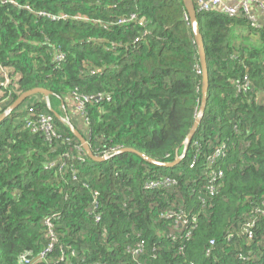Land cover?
Here are the masks:
<instances>
[{
    "label": "trees",
    "instance_id": "trees-1",
    "mask_svg": "<svg viewBox=\"0 0 264 264\" xmlns=\"http://www.w3.org/2000/svg\"><path fill=\"white\" fill-rule=\"evenodd\" d=\"M197 22L205 112L181 162L157 167L116 153L171 163L183 152L202 74L182 0H0V115L26 91L51 92L0 122V264H264V217L251 241L242 233L264 204V27L219 12ZM39 116L53 120L48 138L27 126ZM69 125L107 160L92 162ZM167 212L196 216L188 241Z\"/></svg>",
    "mask_w": 264,
    "mask_h": 264
},
{
    "label": "built area",
    "instance_id": "built-area-1",
    "mask_svg": "<svg viewBox=\"0 0 264 264\" xmlns=\"http://www.w3.org/2000/svg\"><path fill=\"white\" fill-rule=\"evenodd\" d=\"M194 5L197 14L211 13V12H219L224 16L229 18L242 17L249 24L250 28L253 30H261L264 27V2L262 0H239L236 5L229 6L223 0H194ZM134 17H131L133 19ZM51 21H55L54 18H49ZM48 20V19H47ZM143 21L141 20V23ZM138 41V40H137ZM136 41V42H137ZM237 59V57H235ZM239 60V59H238ZM237 60V61H238ZM56 61H60V57H57ZM248 78L245 76L242 81H237V86L240 91H246L248 88ZM5 86V82L3 83ZM1 83V86H3ZM83 110V100H77L75 111L81 113ZM28 128L34 132H41L43 135L48 138L53 133V120L51 117H42L39 116L35 124H28ZM225 150V146H221L218 148L214 154L209 158V162H216L221 156H223V152ZM216 172H213L211 175V180L209 184L213 183V180L216 178ZM172 183L170 178L166 179H157L151 180L146 183L145 190L146 191H159L160 189H164L168 187ZM209 194L212 196L214 194V188L209 187ZM204 203V201H201ZM260 217H264V204L261 207H257L251 216L249 222H246L242 227V233L246 236L248 241H251L254 236V229L256 227L257 221ZM161 218L165 220H173L175 225L178 227H182L184 229V235L180 238L182 242H186L190 239L191 231L196 226V216L192 218H188L181 212H167L165 215H162ZM95 221L98 222V216H96ZM48 227H50L47 224ZM232 238L231 235L227 236V239ZM173 241H176V237L171 238ZM214 245V241L210 242V247ZM51 246H49L50 250ZM184 246L180 244L178 248L179 251H182ZM49 250H47L46 254ZM210 254V250L207 251V255ZM239 259L246 261L248 258L246 256H239ZM20 264H28V262L21 257Z\"/></svg>",
    "mask_w": 264,
    "mask_h": 264
},
{
    "label": "water",
    "instance_id": "water-1",
    "mask_svg": "<svg viewBox=\"0 0 264 264\" xmlns=\"http://www.w3.org/2000/svg\"><path fill=\"white\" fill-rule=\"evenodd\" d=\"M182 2L184 4V7H185V10L187 13V17L189 20V24H190V27L192 30V34L194 37V41H195V44H196V47L198 50L199 65H200V70H201V74H202V88H201L202 97H201L200 107H199V111L197 113L196 119L193 123L192 129L185 139L184 149H183L182 155L171 163H159V162L151 160V159L145 157L144 155L139 154L133 150L125 149V150H122V151L116 153V154L124 153V152L134 153L137 156H139L142 160H144L145 162H148V163H150L154 166H157V167H166V168L174 167V166L178 165L181 162V160L185 157V154L187 152V147L190 144L195 132L199 128V125L201 123L202 117H203L204 112H205L206 103H207V95H208V87H209L208 71H207L204 43H203L202 36L200 35L198 22H197V12H196L193 0H182ZM38 94H41V95H43V97L48 99V96L51 95V92L48 90H45V89L35 88V89H31L29 91L22 93L14 101V103L7 109V111H5L2 115H0V122L2 120L6 119L11 114V112L13 110H15L19 105H21L26 99L33 97L35 95H38ZM54 115H55V117L60 119L59 115H57L56 113ZM63 121H65V120L63 119ZM69 130L71 131V133L74 135V137L79 142V144H80L82 150L84 151V153L86 154V156L92 162L101 163V162H104L107 160L106 157L94 156L91 153V150H90L89 145L86 142V140L80 135L79 132H77L73 128V126L69 125Z\"/></svg>",
    "mask_w": 264,
    "mask_h": 264
},
{
    "label": "crops",
    "instance_id": "crops-1",
    "mask_svg": "<svg viewBox=\"0 0 264 264\" xmlns=\"http://www.w3.org/2000/svg\"><path fill=\"white\" fill-rule=\"evenodd\" d=\"M227 5L229 6H232V5H236L239 0H223ZM242 33L240 34V37L242 38V36L244 37H248L249 35V32L247 31V29L245 27L242 28ZM236 36H238V34L235 32L234 33ZM238 38V37H237ZM259 100L262 101L263 100V103H264V92L259 94L258 96ZM69 114H72L74 115V112L73 111H69ZM75 118V117H74Z\"/></svg>",
    "mask_w": 264,
    "mask_h": 264
},
{
    "label": "rangeland",
    "instance_id": "rangeland-1",
    "mask_svg": "<svg viewBox=\"0 0 264 264\" xmlns=\"http://www.w3.org/2000/svg\"><path fill=\"white\" fill-rule=\"evenodd\" d=\"M2 85H3V83H2ZM0 86H1V82H0ZM0 94H1V92H0ZM182 155V154H181ZM179 158V157H178Z\"/></svg>",
    "mask_w": 264,
    "mask_h": 264
}]
</instances>
